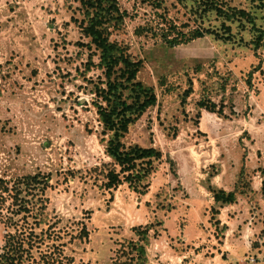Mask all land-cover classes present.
Returning <instances> with one entry per match:
<instances>
[{
  "label": "rangeland",
  "instance_id": "obj_1",
  "mask_svg": "<svg viewBox=\"0 0 264 264\" xmlns=\"http://www.w3.org/2000/svg\"><path fill=\"white\" fill-rule=\"evenodd\" d=\"M116 4L157 98L120 135L161 152L141 181L105 150L80 0H0V264H264V0Z\"/></svg>",
  "mask_w": 264,
  "mask_h": 264
},
{
  "label": "trees",
  "instance_id": "obj_2",
  "mask_svg": "<svg viewBox=\"0 0 264 264\" xmlns=\"http://www.w3.org/2000/svg\"><path fill=\"white\" fill-rule=\"evenodd\" d=\"M85 11L84 18L81 22L82 32L89 38V42L86 44L88 48L94 47V52H91L86 62V71L91 66L96 65L101 69L107 80L106 86H101L100 83H96L94 90L97 96L101 97L105 101V104H100L99 101H95L94 104L97 107L98 117L102 123V133L108 134L105 144V150L108 155L122 166L124 170H130L131 177H135L138 181H141L149 172V167L153 159H157L161 156V152L154 147H142L138 145H132L125 148L123 142L120 140L122 131L126 129L127 124L133 120L135 115L141 114L147 107L156 103V94L151 86L145 85L140 81L135 80L137 71L139 70V62L131 60L124 54L122 49L113 42H109L104 32V23L115 20L120 22L123 18L118 13L116 0H80ZM221 11V10H220ZM234 12H227V17L234 16ZM240 15H246V12L239 10ZM203 32L201 30H194L190 37L185 41L201 37ZM261 38L255 40L256 46H258ZM179 43L177 39L173 44ZM187 43V42H186ZM81 45H83L81 43ZM98 50V61L92 60V55ZM121 65V66H120ZM120 66L123 70L120 74L121 80H112V73ZM123 77V80H122ZM124 90H129V94L125 96ZM199 105H203L210 111L215 110L214 104H205L199 102ZM219 111V110H218ZM118 182V173L112 171L109 179V186ZM262 191L264 193V180L262 181ZM213 199L215 202L232 203L236 198V191L226 190L224 188H212ZM212 211L215 212L214 208ZM143 238L146 237L143 235ZM135 249L137 253L143 254L144 247L142 244L136 245Z\"/></svg>",
  "mask_w": 264,
  "mask_h": 264
}]
</instances>
